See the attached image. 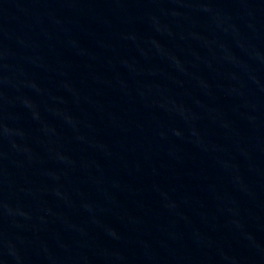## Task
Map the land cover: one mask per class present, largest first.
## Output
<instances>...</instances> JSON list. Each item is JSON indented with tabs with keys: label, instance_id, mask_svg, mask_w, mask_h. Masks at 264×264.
Wrapping results in <instances>:
<instances>
[{
	"label": "water",
	"instance_id": "1",
	"mask_svg": "<svg viewBox=\"0 0 264 264\" xmlns=\"http://www.w3.org/2000/svg\"><path fill=\"white\" fill-rule=\"evenodd\" d=\"M0 264H264V0H0Z\"/></svg>",
	"mask_w": 264,
	"mask_h": 264
}]
</instances>
